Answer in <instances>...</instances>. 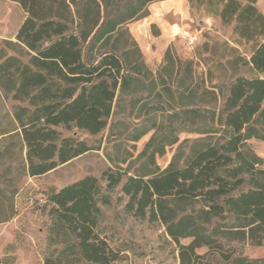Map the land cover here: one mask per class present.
<instances>
[{
	"label": "trees",
	"instance_id": "obj_1",
	"mask_svg": "<svg viewBox=\"0 0 264 264\" xmlns=\"http://www.w3.org/2000/svg\"><path fill=\"white\" fill-rule=\"evenodd\" d=\"M8 1L22 8L24 18L16 42L6 40L0 48V91L18 103L10 127L0 124V224L15 216L13 198L26 178L100 149L65 133L107 130L122 142L107 155L111 165L102 176H85L48 194L42 264H119L126 250L99 228L102 206L112 204L117 189L129 215L165 227L183 264L200 258L198 248L216 247L218 238L264 245V159L252 146L264 142V14L258 0H196L224 25L234 23L240 38L256 42L248 60L228 59L226 82L209 86L196 76L194 62L175 56L172 47L157 73L147 65L128 25L163 0ZM240 63L255 74H240ZM150 133L137 158L123 147ZM183 133L199 138L180 143L162 169L157 156ZM184 239L191 243L182 245ZM233 264L264 259L241 256Z\"/></svg>",
	"mask_w": 264,
	"mask_h": 264
},
{
	"label": "rangeland",
	"instance_id": "obj_2",
	"mask_svg": "<svg viewBox=\"0 0 264 264\" xmlns=\"http://www.w3.org/2000/svg\"><path fill=\"white\" fill-rule=\"evenodd\" d=\"M256 6L264 14V0H258ZM149 12L148 17L131 22L128 28L154 73L162 68L165 52L172 47L175 56L194 62L196 76L199 80H204L206 86L223 83L232 71L227 69L228 59L240 55L248 60L256 43L240 38L234 31V23L224 25L219 17L206 11V4L199 6L196 0L158 1L149 6ZM23 18L24 11L17 3L0 1V48H5L6 40L16 42L18 27ZM161 30L164 41L171 39L164 50H161V40L156 42L154 39L161 35ZM184 31L197 38L195 44L191 45L181 37ZM6 51L8 55H17L15 51ZM238 72L246 76L255 74L242 63L238 65ZM17 104L5 98L0 91V124L3 128L10 127L9 115L13 114V107ZM118 119L121 117H116L114 121ZM73 133L100 149L77 157L41 177L25 179L13 198L15 216L0 224V264H42L47 252L50 225L48 194L85 176L100 178L111 165L107 155L113 153L115 143L122 142L120 136L108 137L107 130L98 136L76 130L65 135ZM151 135L152 133L146 135L134 145L123 142V147L131 149L134 158H137ZM195 138L199 136L181 134L178 144L167 147L163 155L157 156L158 165L165 169L171 163L179 144L186 139ZM252 146L264 159V142L254 140ZM7 164L5 162L4 167ZM121 196L117 189L111 195L112 204L102 206L99 225L103 235L108 237L114 247L126 250L119 264H183L181 249L166 233L165 227L160 223L138 220L129 215L124 210L125 199L118 200ZM190 243V239L181 242L185 246ZM196 253L200 258L192 257V262L187 264H233L234 259L241 256L264 259V246L255 248L238 239L218 238L216 247L202 246Z\"/></svg>",
	"mask_w": 264,
	"mask_h": 264
},
{
	"label": "crops",
	"instance_id": "obj_3",
	"mask_svg": "<svg viewBox=\"0 0 264 264\" xmlns=\"http://www.w3.org/2000/svg\"><path fill=\"white\" fill-rule=\"evenodd\" d=\"M0 1H8V0H0ZM9 2H11V1H9ZM23 21V20H22ZM22 23V22H21ZM21 23H20V25H21ZM19 25V26H20ZM18 29H19V27H18ZM183 29V28H182ZM160 36L159 37H154V39L156 40V42H158L157 40H161L160 41V45H162L161 47H162V49L161 50H164L169 44H170V42H171V39L169 40V39H167L168 41H164L163 40V37H164V33H163V31L161 30L160 31ZM173 36H174V33H173ZM264 246V245H263ZM262 246V247H263ZM258 248H261V247H258Z\"/></svg>",
	"mask_w": 264,
	"mask_h": 264
},
{
	"label": "built area",
	"instance_id": "obj_4",
	"mask_svg": "<svg viewBox=\"0 0 264 264\" xmlns=\"http://www.w3.org/2000/svg\"><path fill=\"white\" fill-rule=\"evenodd\" d=\"M181 37L185 38V40H187L191 45L195 44L197 41V38L192 36L188 31H184Z\"/></svg>",
	"mask_w": 264,
	"mask_h": 264
}]
</instances>
